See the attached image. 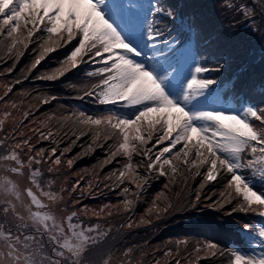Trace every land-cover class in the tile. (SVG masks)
<instances>
[{"label": "snow or ice", "instance_id": "6c2138e0", "mask_svg": "<svg viewBox=\"0 0 264 264\" xmlns=\"http://www.w3.org/2000/svg\"><path fill=\"white\" fill-rule=\"evenodd\" d=\"M196 7L176 0H0V61L13 60L6 73L33 43L36 55L28 72L77 41L58 68L37 79L55 81L82 64L95 65L85 72L95 82L80 89L79 98L111 106L98 114L73 109L35 120L30 119L33 109L56 98L37 96L36 104L23 109L22 100H5L21 81L3 85L0 264H200L202 259L264 264V43L257 80L249 72L256 52L238 64L228 41L244 28L264 42V0H216L221 13L233 16L227 25L214 26L202 13L189 11ZM85 136L90 143L65 159ZM65 140L70 142L61 149ZM43 142L55 146L37 147ZM96 149H103L105 158L94 168L119 163L117 157L124 162L102 178L99 171L90 173L84 186L80 174H74L78 178L70 188L62 184L58 191L54 180L45 179V167L48 174H58ZM134 156L141 159L134 162ZM160 178L166 181L161 191L135 220L138 202ZM212 184H220V190L206 193ZM177 188L174 201L166 193ZM105 190L122 199L96 208L82 203ZM201 205L216 213L222 225L234 220L228 227L247 247L203 241L182 252L187 241L177 240L175 250L167 248L150 261L139 245L123 247L118 255L114 251L123 230L152 226ZM114 217L123 219L114 223Z\"/></svg>", "mask_w": 264, "mask_h": 264}, {"label": "rangeland", "instance_id": "374dc122", "mask_svg": "<svg viewBox=\"0 0 264 264\" xmlns=\"http://www.w3.org/2000/svg\"><path fill=\"white\" fill-rule=\"evenodd\" d=\"M249 1H251V0H249ZM176 2H178V0H176ZM235 2H239V0H235ZM195 3L198 6H200L202 4H206L208 6V9H207L208 14H206L205 16H209V17L213 16L217 11L216 4L215 3L210 4L207 2V0H204L202 3L200 1L195 0ZM212 18H214V17H212ZM232 19H233V17H232ZM235 20H237V14L235 15ZM244 32H246V31H244L242 28L241 33L244 34ZM35 55H36V52H34L33 48L30 46L29 49L20 58V60L18 62H16L17 66L14 68V70L11 73H6L4 70L8 67H12L13 60L8 59L6 61H0V96H2L3 92H4L3 85L8 84V83H12L17 79L20 80L21 76H25L28 73L27 69L31 65V63L33 62ZM34 70L38 71V68H36ZM20 93H28V95L27 96H19ZM43 93L45 94V92L42 91V89L38 88L37 86H35L33 84L21 86L19 83V84L13 85L12 92L9 93L8 97H6L5 100L17 101V102L22 100L23 101L22 108L26 109L29 104H36L37 103L33 99L34 97L44 96ZM3 106H4V101H0V109H3ZM10 111H12L14 115L16 114L15 110H10ZM69 112L70 111L66 107H61V105L55 104L53 102H49L48 104L40 105L38 110L33 109V116L30 119L42 120L47 115H52L54 113L55 114H61V113L68 114ZM21 115H22V112H21ZM25 123H28V121H25ZM11 126H12V121H11V117H9V119L5 123V128L10 129ZM69 142L70 141L65 140L60 145L61 149L65 146H67V144ZM88 143H90V137L89 136L82 137L81 140L77 142V145L73 146L71 152L66 154L65 159H70L73 156H75L77 153H80L82 151V146H86ZM54 146L55 145H50L48 142H43V143L37 145V147H44L46 149H48L50 147H54ZM163 146H165V145H161L160 147H163ZM155 150H158V149H154V151ZM104 158H105V151L103 149H96L94 153L85 155L82 158H78L74 162L72 169H68L66 167V165L63 166L61 169V172L58 174H48L46 171V167H45L44 177H45V179L54 180L55 181V185H54L55 190L58 191L59 187L62 184H64L66 187L70 188V185L72 183H75L76 179L78 178V176L74 175V174H80V175L84 176V180L81 182V185L84 186V185H86L87 181L92 178L90 173L99 171V175L102 178L104 175H106L108 172L112 171L114 168H119L121 166V164L124 162L123 157H117L116 159H117V161H119V163L114 161L113 163L106 165L102 170L93 167L94 165H98L99 162L101 160H103ZM140 159L141 158L138 156L133 157L134 162H138ZM15 179L21 185H23L25 183V180L21 177H16ZM199 180H200V178H197L195 181H193V184H196L198 186ZM65 181H66V183H65ZM152 182L154 184L149 185L147 188L148 190H151V191H149L148 193H144V195L141 198V200H146L147 205H145V204H144L145 206L142 205L144 207L141 206V209L139 211L135 210L134 217H133L135 220H138L140 218V216L144 214L146 208L151 203V200L153 199V197L155 196L156 193L161 191L163 184L166 181L164 178H160V179L154 180ZM215 185L219 186V187H215ZM101 187H103V185H101ZM220 188H221L220 184H214V187L213 186L206 187L205 192L209 193V194L213 191L218 192L220 190ZM117 191H119V189H117ZM175 191H176V189H174L172 192H169L166 194L169 196L172 193V196L174 198L175 197ZM149 193H150V195H148ZM64 195H65V200L68 201V209L71 210V198L68 197L67 193H65ZM75 195H78V193H76ZM118 199H122V197H118L115 192H109V191L105 190L103 195L98 196L96 198H91V197H87V196L84 197L82 203L88 205L89 207L96 208L98 205H101L104 203H108V202L116 203L118 201ZM142 212H143V214H142ZM57 214L59 215L60 213L58 212ZM121 219H123V217H114L113 222L118 223ZM247 219L254 220V218L251 215H249L247 217ZM90 222L95 223L96 221H95V219H92ZM173 223H174V221L163 223V224H158V227H156L157 229L153 230L151 235L149 234L148 236H146L144 238L137 236L138 235L137 231H139V229H141L143 226L138 227V228H133V229H125L119 234V236H117V238L114 242V251L118 255L123 247H131L133 245H139V246H141V248L144 251L149 253V255L147 256L146 259L150 261L153 259V257H155L156 259H160L163 255V250H166L167 248H172L173 250H175V246H176L175 242L177 240H186L187 241L186 246L181 245L182 252L185 249V247L187 248L188 251H191L192 248L198 242L208 241L203 237H190V236H178V235H176V236L173 235V237L167 236V234L173 233L175 231L174 226L171 225ZM135 231H136V235H132L131 233H134ZM152 235H153V237H151ZM137 239H140V240H137ZM240 247L246 248L247 245L244 243ZM153 249H156L157 251L154 252ZM134 256L139 258L140 249H137L136 251H134ZM217 263L218 262L216 261V264ZM200 264H208V260L202 259Z\"/></svg>", "mask_w": 264, "mask_h": 264}, {"label": "trees", "instance_id": "16d2710c", "mask_svg": "<svg viewBox=\"0 0 264 264\" xmlns=\"http://www.w3.org/2000/svg\"><path fill=\"white\" fill-rule=\"evenodd\" d=\"M201 3L204 0H197ZM181 3H190L197 5L195 0H178ZM210 4H216V0H207ZM251 3V1H249ZM208 6L206 4H202L199 7L189 9V11H197L202 13L204 18L208 20L212 25L223 24L227 25L230 20H232L231 14L221 13L217 8L216 13L213 16H205L208 14ZM214 17V18H212ZM242 17L237 14V22H240ZM233 31L236 29L233 28ZM242 28H239V35L235 37H228L229 43L233 45L235 50L237 51V61L238 64L241 62L247 63L249 53L255 51L257 54V59L252 62V66L249 68V72L254 74L257 80H259L260 73L262 71V66L259 63V49L262 43L259 36H254L248 32L241 33ZM245 31V29L243 28ZM77 41H73L67 46L61 47L58 50L50 53L41 63L37 66L38 71L32 70L28 72L25 76L20 77V85L25 86L28 84H33L38 88L42 89L47 96H53L56 99L51 101L55 104L66 107L69 111L73 109L84 110L86 106H89L90 112L89 114H98L104 111H107L108 107L111 106H101L94 102V100L90 97H85L80 99L79 97L83 96V93L80 89L84 88L86 85H90L94 83V79H90L86 77L85 72L91 70L95 67L92 64H82L79 68L69 71L65 74V76L60 77L55 81H46L39 80L37 77L41 76L45 73H52L54 69L60 66V62L64 60L68 54L72 51L73 47ZM33 49L37 48V44L33 43L30 45ZM17 64L15 65V67ZM237 67L234 65V68ZM86 81H90L86 83ZM43 93V95H45ZM259 95L255 96V100H259ZM91 101V102H90ZM88 103L90 105H88ZM122 111H126L127 113H131V109H123ZM86 112V111H85ZM193 188L197 185L193 184ZM214 187V184L210 185ZM215 187H219L216 186ZM151 190H148L145 193H148ZM178 191V188L176 189ZM206 191V189H205ZM150 195V193L148 194ZM171 199L174 201L176 197L173 198L172 193L169 195ZM148 198V197H147ZM147 205L146 200H140L135 208V210L139 211L142 205ZM144 205V206H145ZM142 206V207H144ZM143 214V212H142ZM175 231L173 233L167 234L169 237L178 236H190V237H203L208 241H215L224 246H230L233 244H241L242 241L239 240L237 234L230 230L228 225L234 224V220H228L227 224L222 225L220 222V218L216 213L209 212L203 209V205L199 209L194 212H177L173 213L171 216L165 217L160 221H155L152 226H143L139 231H137L139 237L144 238L149 234H152L153 230H156L158 224H163L167 222H173ZM200 226V227H199ZM132 235H136V231L131 233ZM155 235V234H154ZM131 236V235H130ZM153 237V235L151 236ZM140 240V239H137ZM217 264H221V261H217ZM210 262L208 261V264Z\"/></svg>", "mask_w": 264, "mask_h": 264}, {"label": "clouds", "instance_id": "9594fccd", "mask_svg": "<svg viewBox=\"0 0 264 264\" xmlns=\"http://www.w3.org/2000/svg\"><path fill=\"white\" fill-rule=\"evenodd\" d=\"M154 184L153 182L150 183V185Z\"/></svg>", "mask_w": 264, "mask_h": 264}]
</instances>
